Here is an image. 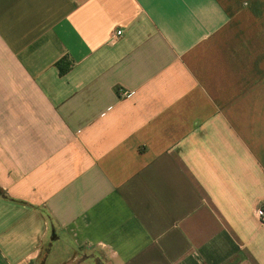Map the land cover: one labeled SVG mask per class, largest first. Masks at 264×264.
I'll return each mask as SVG.
<instances>
[{"label":"crops","instance_id":"obj_1","mask_svg":"<svg viewBox=\"0 0 264 264\" xmlns=\"http://www.w3.org/2000/svg\"><path fill=\"white\" fill-rule=\"evenodd\" d=\"M0 189V264H264V0H0Z\"/></svg>","mask_w":264,"mask_h":264},{"label":"built area","instance_id":"obj_2","mask_svg":"<svg viewBox=\"0 0 264 264\" xmlns=\"http://www.w3.org/2000/svg\"><path fill=\"white\" fill-rule=\"evenodd\" d=\"M121 34H122V32L119 31V32H117L116 35L121 36ZM132 95H133V92H123L122 93L123 97H131ZM257 215L262 221H264V205H262L260 208H258Z\"/></svg>","mask_w":264,"mask_h":264},{"label":"trees","instance_id":"obj_3","mask_svg":"<svg viewBox=\"0 0 264 264\" xmlns=\"http://www.w3.org/2000/svg\"><path fill=\"white\" fill-rule=\"evenodd\" d=\"M58 65L60 66V69H61V73L62 74H65L66 73V71H67V69L65 68H63V67H61V65H60V63H58ZM0 195H3V191L0 189Z\"/></svg>","mask_w":264,"mask_h":264}]
</instances>
